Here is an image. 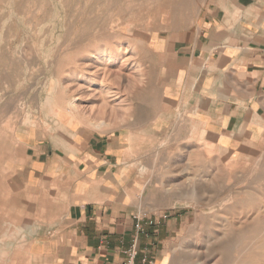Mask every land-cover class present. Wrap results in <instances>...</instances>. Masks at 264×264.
I'll list each match as a JSON object with an SVG mask.
<instances>
[{
  "label": "crops",
  "instance_id": "obj_1",
  "mask_svg": "<svg viewBox=\"0 0 264 264\" xmlns=\"http://www.w3.org/2000/svg\"><path fill=\"white\" fill-rule=\"evenodd\" d=\"M148 45L157 107H142L132 122L110 130L68 123L58 109L54 121L68 137L18 133L17 162L5 183L14 202L8 215L24 218L15 226L25 233L18 263L124 264L132 216L149 210L144 154L170 134H204L215 151L231 155L264 144V0H214L195 20L152 33ZM169 216L140 241L155 264H176L171 250L182 218Z\"/></svg>",
  "mask_w": 264,
  "mask_h": 264
},
{
  "label": "rangeland",
  "instance_id": "obj_2",
  "mask_svg": "<svg viewBox=\"0 0 264 264\" xmlns=\"http://www.w3.org/2000/svg\"><path fill=\"white\" fill-rule=\"evenodd\" d=\"M209 2L214 0H0V245H5L0 248V264H11V260H7L11 252L16 254L17 264H21L18 262L25 256L22 247L24 228L15 227L24 218L8 215V205L14 202L7 200L5 185L11 176L9 171L17 162L18 133L62 131L68 137L65 125L54 121L56 112L59 109L68 116L66 103L74 95L72 90L78 88L79 77L85 75V62L94 55L104 54L105 49L120 47L122 53L129 52L131 59L119 73L115 69L120 67L124 56L110 66L106 87L122 92L121 99L114 112H96L98 117L94 114L93 122L98 124L104 120L106 130L119 128L132 122L142 107L149 108L151 104L157 107L154 103L157 100L155 61L148 38L173 22L185 24L195 20ZM66 89L71 93H66ZM187 139V136L170 134L154 148L149 146V151L144 154L147 162L145 181L149 182L150 194L147 211L157 215L177 214L182 218L171 250L176 264L201 262L195 254H190V250L194 249L196 240L210 221L205 215H201L199 221L193 207L170 201V193L165 187L176 185L178 192L206 185L204 177L214 164L223 170L226 168L225 174L239 178L240 187L264 172V144L253 152L231 155L215 151L214 146L205 142L204 136L190 137L188 140H193L192 143ZM190 150H199L201 156L192 163L195 166L193 172L188 171ZM194 172L197 176L188 186L186 180ZM159 181L163 183L161 190H158ZM255 188L264 202V181L255 184ZM17 203L23 205V202ZM237 211L221 213V217L232 218ZM255 229L253 223L245 224L233 234L238 236L249 232L244 238L245 245L250 247L248 256L253 259V264H264V232L262 228ZM9 240L14 248L7 247ZM238 241L243 244V240ZM211 250L208 249L201 259L208 257ZM234 255L237 264H242L245 256ZM216 256V260L209 257L208 264H218L221 256L219 253Z\"/></svg>",
  "mask_w": 264,
  "mask_h": 264
},
{
  "label": "bare ground",
  "instance_id": "obj_3",
  "mask_svg": "<svg viewBox=\"0 0 264 264\" xmlns=\"http://www.w3.org/2000/svg\"><path fill=\"white\" fill-rule=\"evenodd\" d=\"M122 51L123 50L120 47L113 50L105 49L103 50L104 54H97L96 56L94 55L92 56V59H88V61L85 62V75L79 77L78 88L76 87V91L72 90V94L74 95L71 97V100L66 103V109L69 113L68 123L78 119L85 124L94 126L96 129H102L107 125L102 122L104 120H100L101 123L98 124L93 122V117L96 112L102 113L108 110L114 112L115 107H117L116 103L121 99L120 94L122 92L119 93L117 91H113L112 89H107L108 87H106V80L108 79V71L110 66L117 63L121 56H124V61L121 62V65L118 67V69H115L118 73L128 61L129 52L125 50L124 53H122ZM74 78L76 77H73V79ZM63 85L66 84L63 83ZM115 85H118L117 82ZM64 91L66 93H71L70 89H66ZM77 92H79L78 95ZM118 109L120 108L118 107ZM110 113L108 112V114ZM112 117L115 121V116H111V118ZM110 122L112 121L110 120ZM4 128H7V126ZM202 135L204 136V134ZM199 142L200 141H198V143ZM205 146L206 145H204V147ZM188 152V162L190 165L189 169H186L193 172L195 166H193L192 163L200 160L201 156L198 153L199 150H190ZM209 169V172L204 177L205 182L207 183L206 185L190 189L186 188V190L183 189L179 190L178 192L175 189L176 185L174 186L172 184L170 187H165V189L170 193L168 196L170 201L183 202L187 204L188 207H193L195 209V215L198 216L197 218L199 221L201 215H205L204 217L206 220L210 221V225L202 230L203 233L196 240L195 247L194 249L190 250V254H195L196 257L201 260V262L198 264H208L210 261L209 257L214 260L217 257V253H219L221 256V258L218 260V264H237L238 259H235V253L239 254V256L240 254L245 256L242 264H253V259H250L251 257L248 256V254H250V247L246 246L244 242V238H247L249 232H243L238 236L234 235L233 233L235 230L240 229L245 224L250 223L254 224L256 227L255 230L262 228V233L264 232V202H262V199L259 197L255 188V184L264 181V172H261V174H259L246 186L240 187L241 181H239V178L232 176V174H225L224 170L226 168L223 170L221 166L214 164L210 166ZM179 172H181V170ZM196 174L197 172H194L189 175L186 180V184L188 186L193 184V179L197 176ZM161 187H163V183L159 181L158 190H161ZM174 190L176 192H173ZM233 209L238 211L236 214H233L232 218L221 217L223 216L221 213L225 214L226 212H229ZM204 211H206L207 214H205ZM238 240H243V244H240ZM202 245L203 248H201ZM211 248L212 250L209 252V256L201 259L203 255L206 254L208 249L210 250ZM204 249L206 250L202 251Z\"/></svg>",
  "mask_w": 264,
  "mask_h": 264
},
{
  "label": "built area",
  "instance_id": "obj_4",
  "mask_svg": "<svg viewBox=\"0 0 264 264\" xmlns=\"http://www.w3.org/2000/svg\"><path fill=\"white\" fill-rule=\"evenodd\" d=\"M169 214H150L146 210L137 211L132 216L134 236L130 245L123 250L124 264H155L148 248H140V241L150 240L169 219Z\"/></svg>",
  "mask_w": 264,
  "mask_h": 264
}]
</instances>
